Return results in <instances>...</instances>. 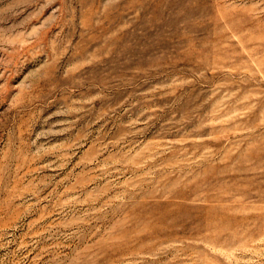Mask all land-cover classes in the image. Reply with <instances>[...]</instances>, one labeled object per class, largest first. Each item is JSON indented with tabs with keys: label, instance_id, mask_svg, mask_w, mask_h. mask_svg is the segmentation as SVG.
<instances>
[{
	"label": "rangeland",
	"instance_id": "obj_1",
	"mask_svg": "<svg viewBox=\"0 0 264 264\" xmlns=\"http://www.w3.org/2000/svg\"><path fill=\"white\" fill-rule=\"evenodd\" d=\"M0 264H264V0H0Z\"/></svg>",
	"mask_w": 264,
	"mask_h": 264
}]
</instances>
